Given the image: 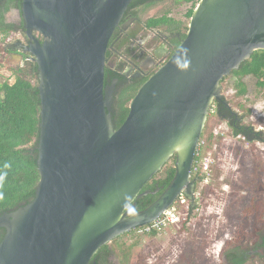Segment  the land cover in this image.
I'll return each mask as SVG.
<instances>
[{
    "label": "water",
    "instance_id": "obj_1",
    "mask_svg": "<svg viewBox=\"0 0 264 264\" xmlns=\"http://www.w3.org/2000/svg\"><path fill=\"white\" fill-rule=\"evenodd\" d=\"M131 2L21 0L24 51L37 66L39 180L30 202L0 215V264H89L180 193L195 206L192 168L205 122L214 102L231 109L222 80L264 50V0H199L185 37L115 128L105 52ZM172 156L170 183L136 212L137 198L157 192L142 188Z\"/></svg>",
    "mask_w": 264,
    "mask_h": 264
},
{
    "label": "rangeland",
    "instance_id": "obj_2",
    "mask_svg": "<svg viewBox=\"0 0 264 264\" xmlns=\"http://www.w3.org/2000/svg\"><path fill=\"white\" fill-rule=\"evenodd\" d=\"M155 5L154 15L167 13L187 27L189 3L167 0ZM19 10L11 8L6 22L21 24ZM17 38L11 31L5 37L0 34V84L12 83V70L25 62L3 52V45ZM221 86L230 107L242 116L240 124L264 136V88L245 74H230ZM202 135L196 172L203 180L196 184L195 206L189 201L177 204L178 222L155 234L137 228L109 242L114 264H219L225 249L242 245L249 250L264 235V137L247 141L235 136L228 122L212 113Z\"/></svg>",
    "mask_w": 264,
    "mask_h": 264
},
{
    "label": "trees",
    "instance_id": "obj_3",
    "mask_svg": "<svg viewBox=\"0 0 264 264\" xmlns=\"http://www.w3.org/2000/svg\"><path fill=\"white\" fill-rule=\"evenodd\" d=\"M167 0H132L129 6L137 3H146V6H153ZM190 4L186 16L190 18L192 11L199 0H174ZM21 6V0H3L0 5V34L4 37L17 26L14 23L6 22L4 14L13 7ZM165 24L169 29L174 27L177 31L183 29L182 37H185L187 27L182 21L175 20L167 16L150 19L149 24ZM14 81L7 80L0 84V215L9 213L18 207L30 202L34 196L35 187L39 180L37 170V141L39 124V96L37 90V66L34 62L27 59L21 67L12 70ZM250 75L256 79V85L264 88V50L254 51L250 58L243 62L238 70H233L231 75ZM240 92H245L244 88ZM130 96L120 97L118 101V112L113 114V123L115 128L126 117L128 107L126 106ZM215 103V102H214ZM213 103V104H214ZM220 105V103H219ZM233 135L242 136L247 141L254 137L251 127H244L228 123ZM257 136V135H256ZM203 135L200 139H202ZM199 154L195 157L193 165L194 177L199 181L203 180L202 175L196 171ZM163 168V167H162ZM174 175V163L164 165V168L158 171L150 182H147L142 191H154L157 187L160 190L156 194L148 193L135 200L134 210L140 211L154 202L162 191L168 186ZM155 176L157 177L155 179ZM184 224V223H183ZM137 229V228H136ZM1 236H3L4 229ZM151 231L148 234H155ZM2 238V237H1ZM112 251L108 244L103 245L93 256L89 264L94 261L96 264H112L108 257ZM242 255V254H241ZM238 263V262H237Z\"/></svg>",
    "mask_w": 264,
    "mask_h": 264
},
{
    "label": "flooded vegetation",
    "instance_id": "obj_4",
    "mask_svg": "<svg viewBox=\"0 0 264 264\" xmlns=\"http://www.w3.org/2000/svg\"><path fill=\"white\" fill-rule=\"evenodd\" d=\"M2 1L0 0V5ZM146 3H137L128 6L119 25L112 33L105 52L103 84L104 87H113L111 105L112 119L113 114H117L118 112L119 98L131 95L126 103L128 107L129 101L135 95L138 88L169 58L183 38V29L181 31H177L174 27L169 29V26L162 23L155 26L150 25V19L161 17L163 14L159 16L154 15L152 10L156 5L147 7ZM8 12L5 13V19ZM167 16L175 19L168 14ZM10 18L11 16H9ZM12 20L7 21L15 25L17 24V27L11 30V32L19 35V38L10 39L4 44L2 47L3 52L7 53L11 59L16 61L31 60L29 53L24 51V48L29 44V40L25 35L23 20L21 24L13 22ZM213 106L212 114H216L219 118L225 119L233 125L248 127L240 124L241 119H238V115L231 114L230 110L232 108H227L223 104L219 105L218 102H215ZM123 121H121L119 126ZM253 133L259 139L264 137L262 133H256L255 131ZM256 135L254 136L256 137ZM174 160L175 157L172 156L168 162L174 163L175 165ZM156 186L154 191L157 189L158 192L160 187L157 184ZM1 234L2 230H0V240L2 237ZM222 253L219 264H264V235H260L259 240L249 250L242 245H233L225 249ZM108 261L114 264V261H111V255L108 257ZM92 264H96V262L94 261Z\"/></svg>",
    "mask_w": 264,
    "mask_h": 264
},
{
    "label": "built area",
    "instance_id": "obj_5",
    "mask_svg": "<svg viewBox=\"0 0 264 264\" xmlns=\"http://www.w3.org/2000/svg\"><path fill=\"white\" fill-rule=\"evenodd\" d=\"M213 107L214 106L212 105L210 108V113L213 111ZM201 143H202V139L199 140L197 154H199L198 152H199V149L201 148ZM192 171H193V168H192ZM187 201L188 199L186 198V196L183 193H180L176 201L172 204V206L166 209L158 219H156L155 221H153L152 223L148 225L138 228V230L140 232L149 233L151 231H160L164 229L166 225L168 224H175L179 220V217L176 211L177 204L183 205Z\"/></svg>",
    "mask_w": 264,
    "mask_h": 264
}]
</instances>
